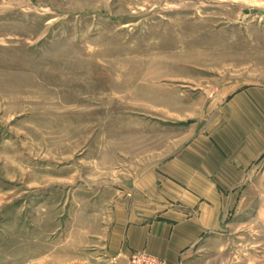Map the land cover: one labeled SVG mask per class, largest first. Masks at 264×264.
Here are the masks:
<instances>
[{"label": "rangeland", "instance_id": "rangeland-1", "mask_svg": "<svg viewBox=\"0 0 264 264\" xmlns=\"http://www.w3.org/2000/svg\"><path fill=\"white\" fill-rule=\"evenodd\" d=\"M263 12L264 0H0V264H115L116 208L154 216L163 161L220 96L264 83ZM232 204L194 264H264V159ZM135 254L167 264L145 251L126 264Z\"/></svg>", "mask_w": 264, "mask_h": 264}, {"label": "crops", "instance_id": "crops-1", "mask_svg": "<svg viewBox=\"0 0 264 264\" xmlns=\"http://www.w3.org/2000/svg\"><path fill=\"white\" fill-rule=\"evenodd\" d=\"M263 159L264 83H249L220 96L202 131L163 161L154 216L131 204L116 208L108 243L115 264L141 251L194 264L196 247L224 234L233 196Z\"/></svg>", "mask_w": 264, "mask_h": 264}, {"label": "built area", "instance_id": "built-area-1", "mask_svg": "<svg viewBox=\"0 0 264 264\" xmlns=\"http://www.w3.org/2000/svg\"><path fill=\"white\" fill-rule=\"evenodd\" d=\"M144 256H148V255H144ZM139 257H140V254L133 255L131 258L130 264H137V262H139V264H162L160 260L152 256L144 257L142 259H140Z\"/></svg>", "mask_w": 264, "mask_h": 264}, {"label": "water", "instance_id": "water-1", "mask_svg": "<svg viewBox=\"0 0 264 264\" xmlns=\"http://www.w3.org/2000/svg\"><path fill=\"white\" fill-rule=\"evenodd\" d=\"M263 14H264V12H263Z\"/></svg>", "mask_w": 264, "mask_h": 264}]
</instances>
